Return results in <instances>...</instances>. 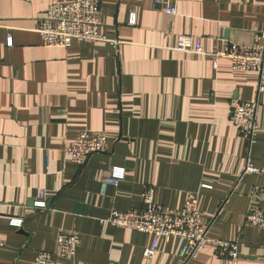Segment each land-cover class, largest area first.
<instances>
[{
	"label": "crops",
	"instance_id": "obj_1",
	"mask_svg": "<svg viewBox=\"0 0 264 264\" xmlns=\"http://www.w3.org/2000/svg\"><path fill=\"white\" fill-rule=\"evenodd\" d=\"M55 1L0 0V264H35L38 251L51 252L55 264H264V228L245 221L250 206L264 208L249 197L264 176L243 174L247 159L264 166L258 75L175 50L179 34L199 39L205 53L251 46L264 31V0H175L173 15L154 0H100L99 30L116 43L45 47L36 26ZM235 101L258 102L248 157L230 122ZM81 130L108 141L83 166L63 151ZM115 167L124 179L102 193ZM146 187L169 210L196 202L209 235L236 241L238 258L205 249L186 262L177 237L160 239L144 258L152 235L100 220L139 208ZM40 192L48 210L33 207ZM60 232L79 235L72 259L58 256Z\"/></svg>",
	"mask_w": 264,
	"mask_h": 264
},
{
	"label": "built area",
	"instance_id": "obj_2",
	"mask_svg": "<svg viewBox=\"0 0 264 264\" xmlns=\"http://www.w3.org/2000/svg\"><path fill=\"white\" fill-rule=\"evenodd\" d=\"M154 3L167 14L176 13L175 0H154ZM100 0H61L51 2L42 17L38 19L36 32L42 46L68 48L74 43L95 44L107 39L100 32L102 9ZM128 23H135V15L129 16ZM10 42V37L7 38ZM175 50L195 54L209 55L214 62L227 60L233 70L254 71L258 75L257 94L264 91V31L255 34L251 46L230 45L227 49H219L205 53L199 39L187 34H179L176 38ZM230 122L235 127L245 143L246 157L252 145L256 142L259 132L257 124V101H235L230 108ZM108 141L104 134L89 130L79 131L70 142L64 141L63 151L79 166H83L88 158L95 153H106ZM243 174H258L264 176V166H256L250 159L246 160ZM124 179L123 168H112L110 174L101 180V192L107 186H117ZM249 197L255 203H264V187L253 186ZM36 210H48V204L43 192L34 200ZM114 227L144 232L152 235L151 246L145 248L142 255L151 259L160 239L169 240L177 237L183 240L179 255L184 261L196 258L203 250L212 249L214 254L222 259L235 261L238 256L236 241L212 238L209 235L211 222L204 218L196 202L187 201L178 211L165 208L154 199V189L144 188L141 196V206L125 212L113 211L100 220ZM245 221L255 227L264 228V208L250 206L245 215ZM9 224L20 227L22 220L12 218ZM58 256L63 259L74 258L79 243L77 232H60L56 237ZM4 243L0 240V249ZM54 255L48 251H38L35 254V264H55Z\"/></svg>",
	"mask_w": 264,
	"mask_h": 264
}]
</instances>
